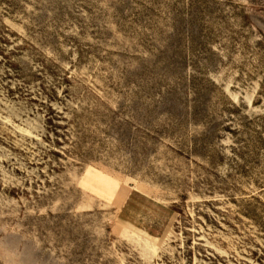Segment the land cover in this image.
<instances>
[{"label": "rangeland", "instance_id": "rangeland-1", "mask_svg": "<svg viewBox=\"0 0 264 264\" xmlns=\"http://www.w3.org/2000/svg\"><path fill=\"white\" fill-rule=\"evenodd\" d=\"M0 264H264V0H0Z\"/></svg>", "mask_w": 264, "mask_h": 264}]
</instances>
